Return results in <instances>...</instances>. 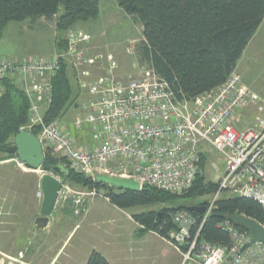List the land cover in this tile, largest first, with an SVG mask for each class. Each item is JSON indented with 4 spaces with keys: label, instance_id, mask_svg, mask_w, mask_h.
I'll return each instance as SVG.
<instances>
[{
    "label": "built area",
    "instance_id": "2783aa9c",
    "mask_svg": "<svg viewBox=\"0 0 264 264\" xmlns=\"http://www.w3.org/2000/svg\"><path fill=\"white\" fill-rule=\"evenodd\" d=\"M65 41V51L47 59L0 61V96L2 81L11 78L30 101L28 122L20 132L38 129L44 150L53 148L71 171L93 183L98 176L126 178L136 181L141 190L154 187L177 195L193 187L202 155L213 152L223 159V171L200 226L189 212L179 211L172 217L177 229L166 239L181 254L182 264H264V244L253 243L247 232L228 220L220 227L228 233L229 245L200 237L223 194L253 199L264 209V94L245 85L236 70L218 88L180 101L149 65L118 74L111 54L90 55L89 35L70 30ZM129 47L127 55H132L134 45ZM62 62L78 88L75 110L80 115L75 130L97 126L89 143L77 144L59 121H46ZM95 70L102 73L96 75ZM248 113L252 117L247 122ZM54 177L62 184L54 211L61 203H71L74 216L80 217L86 199L109 200L103 190L77 191ZM37 197L43 200L41 188Z\"/></svg>",
    "mask_w": 264,
    "mask_h": 264
},
{
    "label": "trees",
    "instance_id": "16d2710c",
    "mask_svg": "<svg viewBox=\"0 0 264 264\" xmlns=\"http://www.w3.org/2000/svg\"><path fill=\"white\" fill-rule=\"evenodd\" d=\"M119 7L134 17L141 25L143 41L136 51L143 65H149L168 83L178 100L193 99L224 84L237 70L245 50L264 21V0H117ZM99 0H0V40L9 23L52 20L57 17L59 33L68 31L78 22L97 18ZM65 38L58 42V49L65 51ZM61 52V53H62ZM53 101L46 112L48 123L59 121L75 102V86L69 68H62L54 80ZM0 96V155L8 157L14 138L28 122L30 101L11 78H5ZM78 94V93H77ZM38 135V129L32 131ZM42 170L61 176L76 187L106 190L110 203L126 210L154 204L167 205L179 198L194 199L214 195L219 182H206L201 172L193 187L181 194H171L154 187L139 192L122 191L109 185L93 183L86 176L63 169L64 160L53 148L44 150ZM206 156L202 155L201 171ZM206 204L187 211L179 205L162 208L159 212L134 215L135 221L168 238L176 230L172 217L187 211L200 226ZM243 215L264 226V209L255 200L240 196H222L210 212L201 229V239L221 246L230 243L229 235L220 225L229 216ZM234 224V223H233ZM241 232L244 228L234 224ZM86 264H109L100 253L93 251Z\"/></svg>",
    "mask_w": 264,
    "mask_h": 264
},
{
    "label": "rangeland",
    "instance_id": "374dc122",
    "mask_svg": "<svg viewBox=\"0 0 264 264\" xmlns=\"http://www.w3.org/2000/svg\"><path fill=\"white\" fill-rule=\"evenodd\" d=\"M70 30L90 36V55L111 54L119 67L118 74L131 73L136 65L143 66L136 51L137 45L144 39L142 27L134 17L119 7L117 0H99L97 18L78 22L68 31ZM68 31L58 32L57 17L52 20L40 18L36 21L27 19L9 23L0 40V60H42L59 54L62 49H58V42L65 38ZM131 44L134 45V52L127 55ZM237 71L245 85L264 94V21L239 61ZM99 73L102 71L95 70L96 75ZM77 93L78 88L75 87V95ZM75 102L64 117L60 118L59 124L76 138L77 144L89 143L97 126L87 124L76 132L74 122L80 112L75 110ZM56 155L59 156L57 152ZM62 163L63 169L70 170L65 160ZM29 170L32 169L18 157L0 155V264H48L64 242L65 245L53 264H85V255L92 252L93 246L97 247L102 243L99 239L102 237L100 232L104 229L133 228L136 226L132 221V217L135 221L134 215L159 212L162 208L179 205L188 207L206 204L207 207L214 198V195L194 199L179 198L167 205L154 204L122 210L104 197H98L91 201L86 199L85 212L80 217L74 216L71 203H61L45 223V226H50V230L34 238V227H41V223L45 222L40 215L43 200L37 197L44 171ZM222 171L223 159L213 152H207L205 166L201 171L206 182L217 183ZM71 186L77 191L89 190ZM106 190L103 189V192L106 193ZM222 196L231 195L227 193ZM35 216L40 219L37 221ZM45 238L49 239L48 244L40 246L39 250L35 243L41 245ZM174 260V255H171L166 262L174 264Z\"/></svg>",
    "mask_w": 264,
    "mask_h": 264
},
{
    "label": "crops",
    "instance_id": "0c3cea01",
    "mask_svg": "<svg viewBox=\"0 0 264 264\" xmlns=\"http://www.w3.org/2000/svg\"><path fill=\"white\" fill-rule=\"evenodd\" d=\"M3 60H9V59H3ZM16 62H21V61H16ZM122 69L124 68L122 67ZM247 115L248 116L246 120L248 122L249 120H251L252 116H250L251 114L249 113ZM67 127L71 129L69 126ZM31 172H36V171H31ZM35 219H37L38 221L40 218L38 216H35ZM132 221L136 224V226L133 228H125V227L119 229L111 228V229H104L103 231H101L100 235L102 237L99 240L102 241V243L99 244L97 247L93 246L92 252L96 251L102 254L107 259L109 264H168L166 261L171 257V255H174V259H175L174 264H182L181 254H179V252H177V250H175L174 247H172L169 244L166 237L161 236L158 232L152 229L139 225L133 220V217H132ZM33 230H34L33 235L35 236L34 238H36L38 234L44 233L45 231H49L50 226L49 225L45 226V222H44L41 223V227H34ZM48 241L49 239L45 238L41 245H38L37 243H35V245L40 250V246H43L44 244H48ZM64 245L65 242L63 243L62 247L59 249L57 254L60 253ZM91 253L89 254L87 253L85 255L86 258L84 261L85 264L87 263ZM57 254L52 258V260L48 264L54 263ZM44 255H48V254L45 253ZM30 264H35V263H30Z\"/></svg>",
    "mask_w": 264,
    "mask_h": 264
},
{
    "label": "water",
    "instance_id": "95a60500",
    "mask_svg": "<svg viewBox=\"0 0 264 264\" xmlns=\"http://www.w3.org/2000/svg\"><path fill=\"white\" fill-rule=\"evenodd\" d=\"M14 145L7 153L17 155L18 159L28 164L32 170H40L43 166L45 155L42 144L36 135L30 132H20L14 138ZM97 182L109 185L112 188L122 191H141L140 185L131 179L115 178L98 176ZM62 188L61 182L50 173L44 172L41 179V190L43 193V203L41 208V217L47 223L54 212L55 204L58 198L59 191ZM187 211L194 212L198 209L195 206H188ZM206 208H202L200 212L204 214ZM226 220L244 228V230L251 236L252 242H260L264 244V226L257 221L243 216H229Z\"/></svg>",
    "mask_w": 264,
    "mask_h": 264
},
{
    "label": "bare ground",
    "instance_id": "6f19581e",
    "mask_svg": "<svg viewBox=\"0 0 264 264\" xmlns=\"http://www.w3.org/2000/svg\"><path fill=\"white\" fill-rule=\"evenodd\" d=\"M31 171H34V170H31Z\"/></svg>",
    "mask_w": 264,
    "mask_h": 264
}]
</instances>
